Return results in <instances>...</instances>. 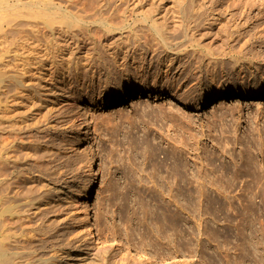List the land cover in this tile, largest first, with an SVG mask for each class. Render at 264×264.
I'll return each mask as SVG.
<instances>
[{"label": "rangeland", "instance_id": "obj_1", "mask_svg": "<svg viewBox=\"0 0 264 264\" xmlns=\"http://www.w3.org/2000/svg\"><path fill=\"white\" fill-rule=\"evenodd\" d=\"M52 1L70 25L0 10L20 145L0 237L45 264H264V0ZM126 85V106L99 102ZM85 189L99 240L78 227Z\"/></svg>", "mask_w": 264, "mask_h": 264}, {"label": "bare ground", "instance_id": "obj_2", "mask_svg": "<svg viewBox=\"0 0 264 264\" xmlns=\"http://www.w3.org/2000/svg\"><path fill=\"white\" fill-rule=\"evenodd\" d=\"M15 1H17L18 3L24 4V7L14 8L13 10H9V11L7 10L9 14H13L14 16L28 15L29 13H31L33 11L38 16H42V18H45V20L48 24H54L55 22H59L63 25H70V23H71V18L69 16H67L65 14V12H63V9H62L63 5L61 3L59 4L60 5L59 9H57V10L53 9L52 11H50L47 9L49 7L54 8L56 5V3L52 0H15ZM5 2H6V0H0V6H1L0 10H2V11H4V9L8 8V5H6ZM190 3L194 7H196L198 10H202L204 7V0H190ZM35 7H44V8L33 10ZM44 9H46V11H44ZM2 11H0V18H3L5 15L4 13H2ZM189 27L190 26H188L186 28V31L181 33L184 38H186L188 35L186 32L190 29ZM164 29H165V26L157 28L158 32L160 33L161 41H163L166 45L173 46L174 44H176L175 39L172 36H169V33H167V31H168L167 29H166V31H164ZM7 79H9L8 73L4 70V65L3 66L0 65V176L2 174V171L5 170V167L8 166V162L15 160V159H11L10 154L11 155H17L19 152V150L15 151L12 148H19L18 146H20L18 143H17L18 146H17V144H15L16 147L14 146V142L17 140V138L10 140V137H12V136L9 133H12V132L16 133L15 132L16 128L14 127V125L13 124L7 125L5 127V129L2 126V123H4V122H6V124H10L12 121L13 122L16 121L15 118L13 119V117H10L7 114L4 115L1 113L2 108H3V106H2L3 100L6 98L5 97L6 95H4V94H6L8 92V89H10L8 84H7ZM20 87H22V85H20ZM138 90H139L138 87H136L134 85H126L117 93L116 92H107V94H103L99 98V102L102 104L108 103V104H114V105L124 107L127 104H129L130 100H132L135 97ZM242 93L243 92H241V91H230V93L221 92L219 95V97L221 99L219 106L226 104V100L238 99L240 97V95H242ZM144 94H145L144 92L141 93L142 97L144 96ZM217 94H218V92H217ZM263 95H264V92L262 90H258V91H256V93H254L256 100L261 99L263 97ZM246 102H247L246 105L251 104L250 99H248ZM16 123H19V121H17ZM19 131L21 132L22 128ZM85 165H86L85 173L93 176L95 174L93 163L88 161V162H86ZM18 168H19V166H18ZM14 169H16V168H14ZM11 174H12V172H11ZM5 183H7V182H5ZM0 186L2 189L5 186V184L3 186V182H1V180H0ZM90 191L91 190H89V189H85V195H84L85 200L77 203V205H76L77 216L76 217L78 220L79 230L82 234H84L85 238L99 240L98 236H97V232H96L95 222H94L95 217H94V213H93V210L91 208V203H90V197H91ZM3 208H4L3 214L12 211L11 208L5 207V205L3 206ZM31 211H32V209L26 211L25 213H27V215L28 214L30 215ZM3 214H0V215H3ZM3 234H5V233H3ZM24 251L25 250L22 251L15 243L8 241L5 237H4V239H2L0 237V264H45V262L42 261V259L36 260L37 257L34 258L32 255L27 254ZM27 251H29V250H27Z\"/></svg>", "mask_w": 264, "mask_h": 264}]
</instances>
